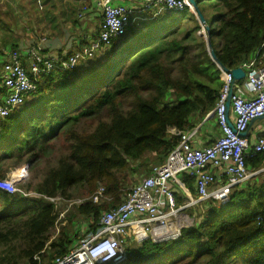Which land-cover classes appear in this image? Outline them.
<instances>
[{"label": "trees", "instance_id": "obj_1", "mask_svg": "<svg viewBox=\"0 0 264 264\" xmlns=\"http://www.w3.org/2000/svg\"><path fill=\"white\" fill-rule=\"evenodd\" d=\"M196 3L211 24L209 37L221 65L237 69L255 57L264 41V0ZM200 31L188 10L142 12L92 58L72 70L40 75L36 91L0 119V180L23 165L34 172L48 164L31 190L38 197L0 190V264H38L37 255L41 264H51L76 249L82 242L73 232L76 215L83 219L78 225L84 239L95 233L101 216L137 184L131 175L146 156L160 163L177 146L171 129L189 132L204 122L222 82ZM4 97L1 88L0 104ZM86 125L93 130L81 129ZM245 162L250 172L262 170L264 152ZM180 182L196 195L194 178L183 174ZM240 185L228 204L206 209L175 241L127 239L119 264H264V171ZM99 186L108 201L86 200L61 219L62 211L47 200L88 199ZM175 196L181 204L183 196Z\"/></svg>", "mask_w": 264, "mask_h": 264}, {"label": "built area", "instance_id": "obj_2", "mask_svg": "<svg viewBox=\"0 0 264 264\" xmlns=\"http://www.w3.org/2000/svg\"><path fill=\"white\" fill-rule=\"evenodd\" d=\"M41 0H37L40 3ZM100 13L102 22L97 40L76 52L71 57L47 56L45 40L27 47L25 50L11 49L2 65L1 81L5 97L0 104V119L6 118L36 89L37 78L53 71L74 69L79 63L92 58L101 47H108L114 39L124 35L127 29L138 20V14L155 8L174 12L192 11L189 0H90ZM88 7L83 5L78 18L81 19ZM201 36L206 39L207 32L201 26ZM264 41L255 57L241 65L245 71L244 82L250 95L234 90L226 114V99L231 89L233 77L221 69L222 82L218 102L204 119L214 121L219 137L209 146L196 148L193 138L197 130L182 132L171 129L170 133L178 137L177 146L163 162L153 166L148 175L134 185L124 197L122 203L109 209L101 216V227L89 234L81 244L63 257L55 258L51 264H119L125 259L127 239L153 243L175 241L181 230L190 226L185 211L196 204L213 201L221 206L228 204L234 187L252 177L254 173L246 167V159L255 158L264 152V138L250 145L247 137L240 136L247 131L250 122L264 116ZM231 125V126H230ZM26 167H22V177L0 180V190L22 197L32 193H22L17 185L26 176ZM25 171V173H23ZM213 171H218L214 174ZM183 174L195 179L193 197L178 180ZM8 178V179H7ZM217 179L223 181L217 183ZM175 184V188L171 187ZM177 190V191H176ZM176 193L183 196L182 203L176 200ZM35 195V194H34ZM56 203L65 201L60 198L47 199ZM90 200L101 205L108 198L105 189L99 186L88 199H77L69 205L80 206ZM66 202V201H65ZM65 211L60 214L63 217ZM44 254V251L40 253ZM34 260L41 264L40 256Z\"/></svg>", "mask_w": 264, "mask_h": 264}, {"label": "crops", "instance_id": "obj_3", "mask_svg": "<svg viewBox=\"0 0 264 264\" xmlns=\"http://www.w3.org/2000/svg\"><path fill=\"white\" fill-rule=\"evenodd\" d=\"M9 4L13 6V3ZM83 5H86L88 9L84 16L79 19L78 16ZM11 6L8 9L10 17L4 18L5 16H3V19L0 18L1 66L6 61L7 52L11 49L25 50L41 40H45L44 48L47 56H71L92 43V39L98 33L102 22L98 9L90 0H41L40 3L37 0H23V3L15 9ZM17 14H19V18H16ZM1 70L2 67L0 68V89L2 88ZM236 92L242 93L246 97L250 95L249 88L244 81ZM207 126H209V122H201L195 128L197 133L192 141L194 147L209 146L219 137L217 126L218 135L215 134V137L208 133ZM246 137L251 146L258 139L264 138V120L249 126ZM261 171H264V168L254 172V174L257 175ZM217 172L213 171L214 174ZM178 178L180 181L181 177ZM252 178L247 183H250ZM220 182L223 181L217 179V183ZM175 186L171 183L172 188Z\"/></svg>", "mask_w": 264, "mask_h": 264}, {"label": "rangeland", "instance_id": "obj_4", "mask_svg": "<svg viewBox=\"0 0 264 264\" xmlns=\"http://www.w3.org/2000/svg\"><path fill=\"white\" fill-rule=\"evenodd\" d=\"M9 3H13V6H11ZM23 3V0H0V18L3 19V16H5L4 18H8L10 17L9 13H8V9H10V6L15 9L18 5L22 4ZM17 17L16 18H19V14L16 15ZM211 26V24L209 25ZM2 60H3V57H2ZM264 60V59H263ZM2 62V61H1ZM0 62V63H1ZM1 64H0V68H1ZM94 127H90L88 125L86 126H83L81 127V129H84V130H93ZM209 129V130H208ZM207 130H208V133L211 134V135H214L215 137V134L218 135V131H217V128H216V125L214 124V121H211L209 122V126H207ZM213 137V136H212ZM158 160L159 158L155 157V156H152V155H147L146 156V159L144 161H142L140 164H139V168H137V173H134L131 175V178L133 179V183L136 184L138 183L140 180H142L144 177H146L149 173V171L151 170V168L155 165L158 164ZM26 167L25 171H26V176L24 178V181L23 182H19V184L17 185V188L19 187L22 191V193L26 194V193H32L30 196H27L29 198L31 197H36L37 195L33 192H31L32 188L35 186V184H37L38 182H40V179L42 178V175L44 174L45 170L47 169L48 167V164L43 162L37 169L36 171L34 172H31L29 171V168L26 166V165H23L21 166L20 168H16V169H12L7 175L6 177L8 178H11V173L14 172L12 174L13 178L14 179H20L21 177V173L22 171L20 170L22 167ZM15 170H17L15 172ZM24 171V172H25ZM23 172V173H24ZM17 176V177H16ZM5 177V178H6ZM7 178V179H8ZM27 185H29L31 188L30 189H27ZM235 189V188H234ZM233 189V190H234ZM232 190V191H233ZM81 192V191H80ZM76 194H78V191H75ZM192 195V194H191ZM194 197V195H192ZM38 197V196H37ZM82 199L80 196L77 197V198H74L72 199V201L74 202L75 200L77 199ZM66 201V200H65ZM70 203L72 202H69V201H66L63 202V201H59L56 203L57 205V209L62 211V212H66L67 210L71 211V212H75L74 208H73V205H69ZM211 206H215V207H218V206H221L220 203L218 202H212V201H207L206 203H200V204H196L195 206H193L192 208H189L185 211V215L188 216L189 218V223H190V226L195 223V221H199L200 218L203 214V212L206 210V209H209L211 208ZM60 219L62 218L61 216H59ZM83 221L82 218L78 217L76 215L75 219H74V229H73V232L74 233H77L78 237H79V240L80 241H83L84 240V237L82 236L83 234L82 233H79V223H81ZM59 225L60 223L57 225L56 227V232H58L59 230ZM62 225H65V224H62ZM87 225V223L85 224ZM82 226V225H81ZM84 226H82V229H83ZM76 231V232H75ZM53 233H54V230H53ZM235 250L233 251V253H235ZM3 254V250L0 249V257L2 256ZM44 263H47V260H44L43 261ZM19 263L20 264H24L26 263L25 261L23 260H19Z\"/></svg>", "mask_w": 264, "mask_h": 264}, {"label": "water", "instance_id": "obj_5", "mask_svg": "<svg viewBox=\"0 0 264 264\" xmlns=\"http://www.w3.org/2000/svg\"><path fill=\"white\" fill-rule=\"evenodd\" d=\"M189 2L192 6V11L194 12V14L197 17V20L200 22L201 25L204 26L205 31L207 33H209L210 27L207 25L204 16L201 14L199 8L197 7L196 0H189ZM205 42H206L208 54H209L211 60L217 65L218 69H221L225 72H229L233 77L231 89L227 95L226 104H225L226 114H228L231 97L233 96L234 90H237L240 87L239 84L245 80V71L243 70V68L241 66L238 67L237 69H232V70L225 68L223 65H221V63L218 61V59L215 56L209 35H207ZM260 120H264V116L252 120L250 122L249 126H251L252 124H254L255 122L260 121ZM246 135H247V131L240 134V136H242V137H246Z\"/></svg>", "mask_w": 264, "mask_h": 264}, {"label": "clouds", "instance_id": "obj_6", "mask_svg": "<svg viewBox=\"0 0 264 264\" xmlns=\"http://www.w3.org/2000/svg\"><path fill=\"white\" fill-rule=\"evenodd\" d=\"M190 12H193V11H190ZM139 17V16H138ZM201 26H203V25H201ZM204 27V26H203ZM210 30H211V28H210ZM201 32V31H200ZM209 33H210V31H209ZM209 33L207 34V35H209ZM201 35V34H200ZM204 39V38H203ZM205 41H206V39H204ZM79 65V64H78ZM17 170H15V172H16ZM35 194V193H34ZM37 195V194H36ZM38 196V195H37ZM213 202V201H212ZM206 203V202H205ZM214 203V202H213ZM193 225V224H192ZM191 225V226H192Z\"/></svg>", "mask_w": 264, "mask_h": 264}, {"label": "bare ground", "instance_id": "obj_7", "mask_svg": "<svg viewBox=\"0 0 264 264\" xmlns=\"http://www.w3.org/2000/svg\"><path fill=\"white\" fill-rule=\"evenodd\" d=\"M25 173V172H24ZM17 177V176H16ZM20 177H22V175L20 176Z\"/></svg>", "mask_w": 264, "mask_h": 264}]
</instances>
